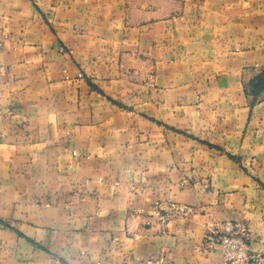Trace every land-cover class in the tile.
<instances>
[{"label":"crops","instance_id":"obj_1","mask_svg":"<svg viewBox=\"0 0 264 264\" xmlns=\"http://www.w3.org/2000/svg\"><path fill=\"white\" fill-rule=\"evenodd\" d=\"M259 78L264 0H0V264L264 255Z\"/></svg>","mask_w":264,"mask_h":264},{"label":"built area","instance_id":"obj_2","mask_svg":"<svg viewBox=\"0 0 264 264\" xmlns=\"http://www.w3.org/2000/svg\"><path fill=\"white\" fill-rule=\"evenodd\" d=\"M192 214L188 206L174 202H164L158 205L156 217L160 221L183 220ZM250 234L247 228L238 221H224L212 224L204 235L201 251L218 247L221 260L218 264H264V255L250 250ZM258 241L264 244L263 232ZM132 264H164L163 257L133 260Z\"/></svg>","mask_w":264,"mask_h":264},{"label":"trees","instance_id":"obj_3","mask_svg":"<svg viewBox=\"0 0 264 264\" xmlns=\"http://www.w3.org/2000/svg\"><path fill=\"white\" fill-rule=\"evenodd\" d=\"M264 84V79L262 78H259V79H256L255 82L252 83V86L253 88L255 89H260Z\"/></svg>","mask_w":264,"mask_h":264}]
</instances>
